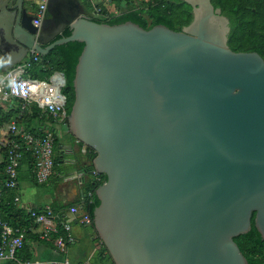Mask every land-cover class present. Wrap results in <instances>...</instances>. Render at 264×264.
<instances>
[{
    "label": "water",
    "instance_id": "water-1",
    "mask_svg": "<svg viewBox=\"0 0 264 264\" xmlns=\"http://www.w3.org/2000/svg\"><path fill=\"white\" fill-rule=\"evenodd\" d=\"M182 1L174 30L97 22L80 0H49L37 27L35 0H0L5 68L84 43L63 134L106 176L91 218L114 264H248L235 237L253 218L264 239V58L230 48L212 0Z\"/></svg>",
    "mask_w": 264,
    "mask_h": 264
},
{
    "label": "trees",
    "instance_id": "trees-1",
    "mask_svg": "<svg viewBox=\"0 0 264 264\" xmlns=\"http://www.w3.org/2000/svg\"><path fill=\"white\" fill-rule=\"evenodd\" d=\"M87 9L88 16L97 22L109 24H119L126 21H132L143 28H151L154 25L162 24L174 30H181L189 25L193 19L192 6L182 0H148L142 1L141 6L136 5L134 0H112L116 2V7L121 10L120 13H110L108 9H103L98 3L92 0H82ZM135 2L130 5L132 2ZM130 4H129V3ZM119 3L122 6L119 7ZM216 8H221L230 21V33L228 35V44L234 51H256L264 58V0H212ZM130 6V8H126ZM100 11L97 12V10ZM71 34L70 29L57 36L56 39L66 37ZM84 43L80 41H70L55 46L47 55L41 56L39 63H34L29 69L28 75L33 78L48 79L54 72H62L66 77V84L62 92L67 97L66 111L69 115L74 101L73 80L75 77L76 65L79 56L82 53ZM41 111L37 106H33L30 112L22 113L20 101H15L14 105L4 109L0 106V124L16 121L20 127H23L32 133H41L43 126L49 119L46 115L40 118ZM60 137H56V145ZM89 164L84 166V185L83 195L81 197L82 209L93 218V210L99 203L96 196V188L105 181L106 176L102 174V181L96 182L92 176L93 159L96 152L86 147ZM23 162L30 169L33 168L35 157L30 151H24ZM56 161V155H55ZM20 170V169H19ZM4 175V162L0 163V184ZM91 195L88 196V193ZM55 210V209H54ZM56 211V210H55ZM57 212V211H56ZM58 213V212H57ZM60 216V214H59ZM0 218L6 220L13 226L24 227L27 230L23 248L17 253V257L22 260L31 259L29 239L34 237L31 227L36 226L34 219L30 214L15 203L12 197L6 200L4 196L0 198ZM63 218V217H61ZM62 232V230H61ZM36 238L39 236L37 234ZM235 241L245 255L248 264H264V239L258 232L254 218L249 232L235 237ZM107 251V250H106ZM4 264H19L16 261H9Z\"/></svg>",
    "mask_w": 264,
    "mask_h": 264
},
{
    "label": "built area",
    "instance_id": "built-area-1",
    "mask_svg": "<svg viewBox=\"0 0 264 264\" xmlns=\"http://www.w3.org/2000/svg\"><path fill=\"white\" fill-rule=\"evenodd\" d=\"M48 2L49 0H35L34 24L37 27H40L47 18ZM41 60V54L32 48L21 63L8 69H0V105L12 106L18 100L22 113L30 112L33 106H37L41 111L40 118L46 115L49 119L45 122L41 133L29 132L14 120L0 124V163L4 162L5 175L0 184V198L6 191L18 187L19 169L22 166L24 151H30L35 157L32 172L39 184L47 183L56 171L55 141L56 137H61L64 133L63 125L68 118L67 97L62 92L66 83L64 74L58 71L48 79L29 76V69ZM101 175L102 173L95 168L92 170L96 182L102 181ZM90 195L91 192L88 193V196ZM14 199L17 203L16 197ZM82 207L73 204L68 207V211L76 215L82 225L94 227L91 216L88 213H80ZM21 208H24L34 219L36 226L31 227L33 232L35 231L40 239H51L59 250L65 252L67 244L74 240L71 221L61 218L51 205H44L41 208L21 205ZM26 233V228L13 226L0 218V262L16 261L19 264H30L29 260L17 257V253L24 246ZM48 264L71 263L67 259H55Z\"/></svg>",
    "mask_w": 264,
    "mask_h": 264
},
{
    "label": "crops",
    "instance_id": "crops-1",
    "mask_svg": "<svg viewBox=\"0 0 264 264\" xmlns=\"http://www.w3.org/2000/svg\"><path fill=\"white\" fill-rule=\"evenodd\" d=\"M80 1L85 7L84 2ZM92 1L97 2V0ZM120 6H122L121 3H119ZM107 7L111 11H118L116 2L112 0H108ZM0 69H8L3 66L1 60ZM6 106L11 105L1 107L7 109ZM86 147L71 134L62 133L56 145V171L53 177L47 183L39 184L32 169L24 162L19 170L18 187L2 195L6 200L16 197L19 207L27 205L41 208L44 205H51L60 217L72 223L74 240L67 244L65 252L59 250L51 239L36 238L34 231L32 234L34 237L28 242L32 254L29 259L30 264H48L55 259H67L71 264H114L94 227L82 225L77 216L68 211L70 205L81 203L84 185L82 171L84 166L90 163ZM80 213H84L82 208Z\"/></svg>",
    "mask_w": 264,
    "mask_h": 264
},
{
    "label": "rangeland",
    "instance_id": "rangeland-1",
    "mask_svg": "<svg viewBox=\"0 0 264 264\" xmlns=\"http://www.w3.org/2000/svg\"><path fill=\"white\" fill-rule=\"evenodd\" d=\"M134 1H136V5H137V6H141V5H142V4H141V3H142L141 0H134ZM134 1H133L132 3L130 2L131 4H130L129 2H128V3L132 6V4L135 3ZM96 3H98L100 6H102L103 9H108V8H107L108 1H105V0H97ZM126 8H130V6H128V7H126ZM109 9H110V8H109ZM109 9H108V10H109ZM109 11H110V13H113V14L116 12V11H114V10H112V11L109 10ZM117 12L120 13L121 10H118ZM117 12H116V13H117ZM22 187H23V185H22ZM4 263H7V262H0V264H4Z\"/></svg>",
    "mask_w": 264,
    "mask_h": 264
},
{
    "label": "flooded vegetation",
    "instance_id": "flooded-vegetation-1",
    "mask_svg": "<svg viewBox=\"0 0 264 264\" xmlns=\"http://www.w3.org/2000/svg\"><path fill=\"white\" fill-rule=\"evenodd\" d=\"M30 12H31L33 15H35V14H36V9H35V7L32 8ZM49 16H50V14H49V12H48V13H47V18H48ZM47 18H46V19H47ZM46 30H47V32L50 33V31L52 30V27H51L49 24H47ZM228 35H229V34H228Z\"/></svg>",
    "mask_w": 264,
    "mask_h": 264
}]
</instances>
